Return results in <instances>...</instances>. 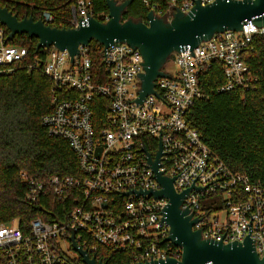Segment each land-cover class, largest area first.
Listing matches in <instances>:
<instances>
[{
  "label": "built area",
  "instance_id": "1",
  "mask_svg": "<svg viewBox=\"0 0 264 264\" xmlns=\"http://www.w3.org/2000/svg\"><path fill=\"white\" fill-rule=\"evenodd\" d=\"M144 3L157 16L170 21L176 7L187 13L196 1ZM87 12L94 15L92 0H76L71 5L68 27L78 26L79 17L86 20ZM40 18L52 25L57 20L50 10H43ZM262 33L263 26L249 21L241 30L217 32L201 41L192 49L194 56L189 48L175 51L163 66L169 76H159L154 81V90L160 97L150 92L137 106L134 99L142 89L137 73L144 72L140 63L143 56L128 43L116 41L108 45L107 56L103 47L101 75L94 71L90 44H80L73 62L67 49L55 46L36 50V55L25 62L29 48L7 43L5 28L0 24V74H10L24 66L28 72L40 69L52 80L54 107L42 117V123L49 135L69 143L83 174L53 175L46 180L22 174L28 186L26 198L32 204L37 203L46 186H51L59 197L67 190L75 192L74 206L63 220L46 221L34 216L23 225L18 219L0 223V264H86L73 247L71 230L76 244L87 249L97 264L100 259L105 264H123L110 260L107 250L123 253L128 264L180 258L182 248L171 240H163L169 235L170 226L161 221L164 213H157L169 199L123 193L139 190L140 186L142 190L150 186L162 189L148 167L147 152L141 149L145 145L155 160L160 140L163 152L166 151L159 160L163 175L173 178L187 167L173 181L177 192L190 187L196 177V186L211 182L204 189L189 190L183 198L181 207L188 206L193 217L202 218L193 229L202 228V237L215 240H220L227 229L223 242L243 241L249 234L252 214L250 237L256 239L259 256H264V183L245 172L232 171L188 119L191 106L205 96L200 86L202 76L216 62L220 63L225 80L217 91L244 92L255 86L258 77L245 62L243 52L254 36ZM168 65H175L176 69L169 70ZM96 95L101 98L94 99ZM96 106L103 109L99 118L94 114ZM216 193L222 194L221 204L212 203L211 210H205L202 200ZM221 212H225L223 218Z\"/></svg>",
  "mask_w": 264,
  "mask_h": 264
},
{
  "label": "trees",
  "instance_id": "2",
  "mask_svg": "<svg viewBox=\"0 0 264 264\" xmlns=\"http://www.w3.org/2000/svg\"><path fill=\"white\" fill-rule=\"evenodd\" d=\"M76 0H0L19 19L33 15L39 19L43 10L56 14L54 25L68 27L71 5ZM163 0H149V2ZM94 16L105 21L108 14L106 0H92ZM149 7L144 0H133L123 14L145 20ZM1 24V23H0ZM9 34V29L1 24ZM38 39L27 33L16 34L7 43L23 45L36 55ZM93 68L102 75L103 45L90 43ZM243 58L258 77L255 86L247 91H217L224 83L222 67L216 62L202 76L201 89L205 96L195 101L188 119L203 140L234 172H245L253 180L264 183V33L254 36ZM96 95L94 99H100ZM53 82L42 70L28 72L24 66L10 74H0V223L18 219L21 225L34 216L46 221L63 220L72 210L75 192L65 191L61 197L46 186L36 204L26 198L27 183L22 176L46 180L53 175L83 177L78 157L69 143L48 134L42 117L54 107ZM97 118L103 114L101 106L94 108ZM145 139L150 138L144 136ZM222 194H211L202 200L205 210L210 204L220 205ZM101 249L97 251L99 254ZM108 258L127 263L123 253L108 251Z\"/></svg>",
  "mask_w": 264,
  "mask_h": 264
},
{
  "label": "water",
  "instance_id": "3",
  "mask_svg": "<svg viewBox=\"0 0 264 264\" xmlns=\"http://www.w3.org/2000/svg\"><path fill=\"white\" fill-rule=\"evenodd\" d=\"M132 1L106 0L108 19L102 21L87 12L88 18L84 20L79 17L80 22L76 27L48 24L42 18L35 19L33 15L19 19L16 13L0 5V23L9 29L7 40L12 39L16 34L27 33L30 37L38 39L37 51L51 46L60 50L67 49L72 62L73 57L79 52L80 44L89 45L92 40L103 45L105 56H107L106 47L116 41L126 42L134 49H138L143 56V62L140 63L144 66V72L137 73L142 79V89L139 91V96L134 99L137 106L150 92L159 96L154 90V81L159 76H169L163 71V66L175 51L189 48L192 52L194 47L201 41L211 38L213 34L225 30H241L243 24L249 21L264 27V0H214L205 5L201 4L200 0H195L196 4L187 13L176 7L170 21L157 16L152 9L148 11L145 20H135L132 17L123 20V14ZM192 55L194 56L193 52ZM159 146L155 160L151 159L145 145L141 149L147 152L145 157L150 163L148 167L154 171L153 177L162 184V189L156 190L150 186V189L142 190L140 186L139 190L134 188L123 193L135 192L136 195L142 193L145 197L153 195L154 198L165 196L169 199L162 210L157 212L164 213L161 221L167 222L170 226L169 235L163 240H171L174 245L180 246L182 254L180 258L167 257L149 261L146 259L145 262L137 264H264V256L260 257L255 249L256 239L250 237L252 214L250 224L247 223L249 234L243 241L223 242L222 238L227 229L220 240L202 237V228L193 229V225L202 218L193 217L188 206L185 209L181 207L183 198L189 195V190L204 189L211 182L204 187L196 186L194 185L196 177L190 187L177 192L173 181L187 167L173 178L163 175V171L159 170V166L163 164H160L159 160L163 159L160 156L166 154V151L163 152L161 140ZM71 232L73 247L82 255L83 261L86 264H97L94 256L89 257L87 249L83 250L81 245L76 244L73 230ZM105 263H101L100 259V264Z\"/></svg>",
  "mask_w": 264,
  "mask_h": 264
},
{
  "label": "rangeland",
  "instance_id": "4",
  "mask_svg": "<svg viewBox=\"0 0 264 264\" xmlns=\"http://www.w3.org/2000/svg\"><path fill=\"white\" fill-rule=\"evenodd\" d=\"M167 69L173 70V69H176V66L175 65H168ZM219 215L221 216V218H223L225 216V212H221Z\"/></svg>",
  "mask_w": 264,
  "mask_h": 264
}]
</instances>
